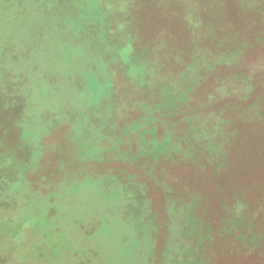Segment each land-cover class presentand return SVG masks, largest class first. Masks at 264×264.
<instances>
[{
  "label": "rangeland",
  "instance_id": "rangeland-1",
  "mask_svg": "<svg viewBox=\"0 0 264 264\" xmlns=\"http://www.w3.org/2000/svg\"><path fill=\"white\" fill-rule=\"evenodd\" d=\"M192 1L0 0V264H264V0Z\"/></svg>",
  "mask_w": 264,
  "mask_h": 264
},
{
  "label": "trees",
  "instance_id": "trees-1",
  "mask_svg": "<svg viewBox=\"0 0 264 264\" xmlns=\"http://www.w3.org/2000/svg\"><path fill=\"white\" fill-rule=\"evenodd\" d=\"M111 0H95V3H97L98 5L101 6V12H107L109 11L108 13H111V14H105V15H100L97 17V20L96 22L97 23H100L101 25H105V24H108L109 23H112V22H116L117 26L120 27L121 26V22L122 21H126L127 20V10H128V0H123V3L120 2H117V0H112V2H110ZM115 1V2H113ZM188 3H190L192 0H186ZM193 3V1H192ZM196 6L197 7H200L201 4L199 2L196 3ZM183 8V6H182ZM180 9V7H179ZM99 11V12H100ZM180 12L183 13V9H180ZM132 25L134 26H138L140 27V30L142 29V23H140V21H137L135 18H132V20H130ZM262 24H264V21H262ZM138 28V27H137ZM241 54V51H238V54ZM260 53L264 56V51H260ZM242 56V55H241ZM241 56H240V59H241ZM242 60H243V57H242ZM227 65H232V63H225ZM249 67H251L250 72H239V73H235L233 72L236 68H232V72L231 73H227V76H232V77H235V79H240L242 81V84L247 87L248 89L249 88H252L251 85H253V81L258 78L259 80L263 79L262 77V74L264 73V65L263 66H258L256 62H251L250 64H248ZM252 70H257L255 71L254 74H252ZM258 72V74H257ZM262 72V73H260ZM129 76H134V78H131L129 80H127L128 82V85L129 86H135V84H139L140 81H142L141 83V86L142 84H144V81H143V77L141 76V78L134 72H131L127 77ZM264 76V75H263ZM255 77V79H254ZM141 79V80H140ZM217 84H218V87L220 89H222V92H223V87L224 85H221L220 84V81H217V79H215ZM262 83V82H261ZM150 90V88H149ZM160 92V90H159ZM254 95H255V92H254ZM262 98H264V95L263 96H256L255 98V102H260L262 101ZM264 108V105L263 107ZM243 110V109H242ZM244 112V110L242 111ZM249 132L251 133V135H255L259 132V128L258 127H252ZM251 139V138H250ZM252 141V139H251Z\"/></svg>",
  "mask_w": 264,
  "mask_h": 264
}]
</instances>
